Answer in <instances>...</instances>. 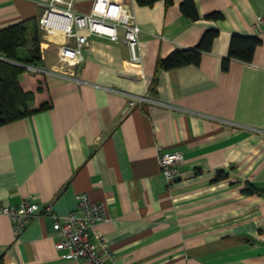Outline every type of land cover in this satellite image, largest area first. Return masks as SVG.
Wrapping results in <instances>:
<instances>
[{
    "label": "crops",
    "instance_id": "crops-1",
    "mask_svg": "<svg viewBox=\"0 0 264 264\" xmlns=\"http://www.w3.org/2000/svg\"><path fill=\"white\" fill-rule=\"evenodd\" d=\"M49 1L0 0V28L39 20ZM117 1L141 27L138 60L122 28L116 40L81 28L88 42L76 64L60 53L74 38L41 30L38 74L52 106L0 125V264H76L55 245L53 214L76 210L81 191L107 205L92 232L106 264H264V0H194L198 18L182 0ZM93 3L74 7L87 13ZM208 28L219 33L199 63L158 66ZM233 32L261 43L224 69ZM127 93L164 104L127 109ZM160 147L184 156L172 183ZM24 199L37 208L16 237L2 207Z\"/></svg>",
    "mask_w": 264,
    "mask_h": 264
},
{
    "label": "built area",
    "instance_id": "built-area-1",
    "mask_svg": "<svg viewBox=\"0 0 264 264\" xmlns=\"http://www.w3.org/2000/svg\"><path fill=\"white\" fill-rule=\"evenodd\" d=\"M261 19L263 17L261 16ZM39 25L43 30V37L56 31L63 32L66 36L74 38V44H62L60 53L73 63H78L84 58L83 48L88 42V35L81 34V28H89L91 33L105 35L111 39H119V28H122L123 40L131 48V59L138 60L136 46L139 42L141 27L134 18L127 5L117 0H94L90 12L81 13L74 7V0H50L44 14L39 18ZM28 69L43 72L41 66L27 64ZM75 80L80 82L78 77ZM126 94V93H125ZM127 109L145 102L164 104L160 100L146 94H128ZM159 164L162 174L172 183L179 172V165L184 156L176 150L159 148ZM78 206L65 215H54L53 228L58 232L56 247L63 249L76 264H106L105 257L92 240L93 227L96 222L108 218L107 205L103 201L92 200L86 191L78 192ZM37 204L24 199L16 205H6L2 211L7 212L12 221L14 235L18 237L26 225L35 215ZM51 212V206H47ZM103 242V238H100Z\"/></svg>",
    "mask_w": 264,
    "mask_h": 264
},
{
    "label": "trees",
    "instance_id": "trees-1",
    "mask_svg": "<svg viewBox=\"0 0 264 264\" xmlns=\"http://www.w3.org/2000/svg\"><path fill=\"white\" fill-rule=\"evenodd\" d=\"M137 1L140 4H151L155 0ZM180 5L189 17H199L194 0H182ZM222 16L221 11H213L207 14L209 18H221ZM218 33V28L206 29L196 46L173 50L168 56L158 59V66L169 69L187 63H199L202 52L211 50L214 38ZM41 40L42 31L36 17L23 19L0 28V125L52 106L50 97L41 100L34 106L29 104L30 101H36L37 95L41 93L44 87L46 88L41 76H37L38 86L36 90L27 89L20 79L23 72L30 70L27 68V64L41 65ZM260 43L261 40L256 35L233 32L229 53L223 58L222 67L227 69L233 57L251 60ZM21 47L28 49V58L19 57L18 50ZM247 189L253 191L257 190L258 187L249 184Z\"/></svg>",
    "mask_w": 264,
    "mask_h": 264
},
{
    "label": "rangeland",
    "instance_id": "rangeland-1",
    "mask_svg": "<svg viewBox=\"0 0 264 264\" xmlns=\"http://www.w3.org/2000/svg\"><path fill=\"white\" fill-rule=\"evenodd\" d=\"M24 50H26V47H21L19 52H24ZM38 73L39 72H37V71H32V72H29V71L26 72L25 71V72L22 73V75H20V79L22 80V83L24 84V86L27 89H31V88L34 89V90L37 89L38 82H35L34 80H36L38 78L37 77V76H39ZM43 90H44V88L41 90V93H39L37 95L36 101H30L29 104L31 106H34L35 104L40 103L41 100H45V94H44Z\"/></svg>",
    "mask_w": 264,
    "mask_h": 264
}]
</instances>
